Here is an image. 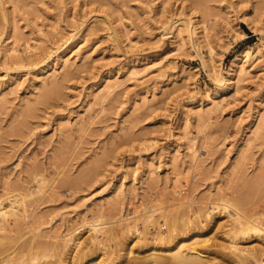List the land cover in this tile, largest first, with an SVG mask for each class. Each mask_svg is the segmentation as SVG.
<instances>
[{
	"label": "rangeland",
	"instance_id": "rangeland-1",
	"mask_svg": "<svg viewBox=\"0 0 264 264\" xmlns=\"http://www.w3.org/2000/svg\"><path fill=\"white\" fill-rule=\"evenodd\" d=\"M0 202V264H263L264 0H0Z\"/></svg>",
	"mask_w": 264,
	"mask_h": 264
},
{
	"label": "bare ground",
	"instance_id": "bare-ground-1",
	"mask_svg": "<svg viewBox=\"0 0 264 264\" xmlns=\"http://www.w3.org/2000/svg\"><path fill=\"white\" fill-rule=\"evenodd\" d=\"M244 55L247 57L248 56V52H244ZM243 56V55H241ZM240 56V57H241ZM243 58V57H242ZM213 59V58H212ZM238 59V58H237ZM242 60V59H241ZM238 61V60H237ZM236 61V62H237ZM1 203V202H0ZM17 203V202H16ZM11 204V203H10ZM9 204V205H10ZM224 204V203H223ZM14 205V204H12ZM10 206L11 209H13L12 207L14 206ZM16 205V204H15ZM18 205V204H17ZM226 205V204H225ZM2 206H4L2 204ZM223 206V205H221ZM1 207V206H0ZM5 207V206H4ZM213 207V206H212ZM226 207L225 206V210H226ZM3 208V207H2ZM219 208V207H218ZM10 209V208H9ZM215 209V208H214ZM217 209V207H216ZM3 210V209H1ZM224 212V211H222ZM1 214L5 215L7 214L6 212H2L1 211ZM8 215V214H7ZM208 215V214H207ZM232 221V226H233V229H236L237 227H239V230L235 231L234 232V235H228V237H230L231 239H233V243L237 246V244L235 243L237 237H238V234H244L245 236H247L248 234L252 233L255 234L256 236H261V233H262V229L257 227L256 225H251L250 223H243V221L241 220V218L237 217V218H233V219H229ZM95 226V225H94ZM175 227V225H174ZM175 229H178L177 227ZM95 240V239H94ZM232 243V244H233ZM236 246H233L236 250L235 254H233L235 256L236 259H238L237 261V264H242V261H241V257L240 255L238 254L239 252H241V250L239 248H237ZM261 252L263 253V255H261V260L264 264V249L261 250ZM233 253V252H232ZM208 254H206L205 252H202V251H199L196 247H193L191 248L190 247V250L189 251H186V250H182L181 249H178L177 251H174L171 253V260L173 261L172 264H182V263H185V264H196L197 262H202V261H205V259L208 258V256H206ZM210 256V255H209ZM160 258H154L152 259L151 262L149 263H146V264H150V263H155V264H160L161 263V260H159ZM210 260V259H209ZM207 261V260H206ZM203 262V263H206ZM208 262V261H207ZM236 263V261H235ZM210 264V262H209Z\"/></svg>",
	"mask_w": 264,
	"mask_h": 264
}]
</instances>
